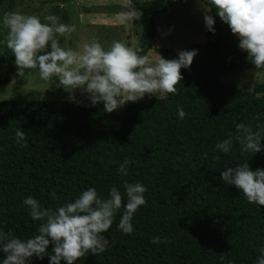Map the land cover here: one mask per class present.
Returning a JSON list of instances; mask_svg holds the SVG:
<instances>
[{"label": "trees", "instance_id": "1", "mask_svg": "<svg viewBox=\"0 0 264 264\" xmlns=\"http://www.w3.org/2000/svg\"><path fill=\"white\" fill-rule=\"evenodd\" d=\"M176 1L133 0L142 13L137 43L142 54L155 48L156 16ZM15 3L0 0V9ZM211 14L216 31L205 28L206 42L187 49L198 54L189 68L181 69L178 94H146L111 113L103 111L102 102L92 106L89 100H0V229L22 239L37 233L40 222L23 204L29 196L56 208L89 187L105 198L112 186L123 193L128 181L147 188V203L132 219L134 232L119 230L121 208L103 233L108 249L75 264H255L264 249V206L249 203L235 185L223 183L220 172L246 162L253 170L264 169V140L262 151L254 154L235 140L227 154L215 144L234 132L236 123L254 129L264 125V81L244 90L221 80L226 71L256 68L214 8ZM4 38L0 36V60L9 69L0 76V87L17 70ZM157 51L163 57L170 54ZM178 106L185 110L183 119ZM18 128L26 133L23 148L15 143ZM125 159L130 161L127 176L118 173ZM53 190L57 198L51 196ZM155 236L167 243L153 244ZM31 264H49V257H33Z\"/></svg>", "mask_w": 264, "mask_h": 264}, {"label": "clouds", "instance_id": "2", "mask_svg": "<svg viewBox=\"0 0 264 264\" xmlns=\"http://www.w3.org/2000/svg\"><path fill=\"white\" fill-rule=\"evenodd\" d=\"M121 13L127 23L142 16L133 0H125ZM215 14L228 24L231 32L239 39L238 47L248 54L256 69H264V0H206L203 5L204 22L208 31L215 33ZM26 15L16 11L4 12L2 27L7 30L6 46L15 56L19 76L25 70L38 69L39 77L45 82L55 77L68 99L82 103L75 98L76 90L85 94L92 106L103 103V111L111 113L124 107L128 102H138L149 97L165 98L167 94H178L176 85L183 80L182 68H189L198 50H178L176 58L168 59L158 54L149 57L142 54L138 44L128 45L113 41L105 48L98 40L92 39L78 48L61 45L59 37L75 30L74 26L59 22L55 15L44 17ZM180 119L186 115L182 107L177 108ZM256 119H260L257 113ZM26 133L15 131V143L26 146ZM234 140L245 152L262 151L264 125L240 122L227 138L218 141L215 149L230 153ZM125 159L119 165L118 173L128 175ZM220 179L226 185H235L251 204L264 206V169L253 170L249 163L226 166L220 172ZM123 193L112 186L108 196L102 197L94 187L83 190L71 202L56 208L44 207L29 196L23 204L29 209L34 221H39L37 233L22 239L11 232L0 229V264H31L33 257H49V264H75L81 257L91 253L99 255L109 247L108 232L117 213L123 208L118 228L125 234H132V219L140 206L146 205L147 188L142 183L125 181ZM51 196L56 197L55 190ZM159 245L167 243L166 238L155 236L151 241ZM51 246V251H49ZM255 264H264V249Z\"/></svg>", "mask_w": 264, "mask_h": 264}, {"label": "rangeland", "instance_id": "3", "mask_svg": "<svg viewBox=\"0 0 264 264\" xmlns=\"http://www.w3.org/2000/svg\"><path fill=\"white\" fill-rule=\"evenodd\" d=\"M125 0H16L12 7L5 4L0 9V36L5 37L7 30L2 27L4 12L16 11L26 15H37L44 19L47 15H55L59 22L74 26L75 30L61 36L65 47L78 48L92 39L98 40L105 48L113 41H121L128 45L137 44L141 21L125 23L121 13ZM203 0H177L169 10L156 16L157 40L155 48L147 56L160 54L157 49H168L165 57L172 59L178 50L188 49L195 43H205V22ZM211 14V13H210ZM161 55V54H160ZM8 65L0 60V76L8 71ZM12 75L8 84L0 87V100H52L68 98V93L55 82H45L39 77L38 69L25 70L24 76ZM225 83L236 84L244 90H251L255 84L264 81V69L243 68L229 70L221 75ZM75 98L88 100L85 94L76 90Z\"/></svg>", "mask_w": 264, "mask_h": 264}, {"label": "crops", "instance_id": "4", "mask_svg": "<svg viewBox=\"0 0 264 264\" xmlns=\"http://www.w3.org/2000/svg\"><path fill=\"white\" fill-rule=\"evenodd\" d=\"M163 13V12H162Z\"/></svg>", "mask_w": 264, "mask_h": 264}]
</instances>
